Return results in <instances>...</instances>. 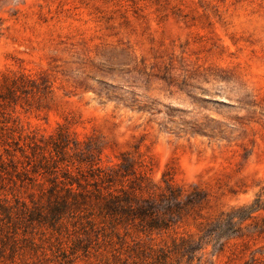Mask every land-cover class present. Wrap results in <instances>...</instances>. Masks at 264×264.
Listing matches in <instances>:
<instances>
[{"label": "rangeland", "instance_id": "1", "mask_svg": "<svg viewBox=\"0 0 264 264\" xmlns=\"http://www.w3.org/2000/svg\"><path fill=\"white\" fill-rule=\"evenodd\" d=\"M209 67L225 77L204 74ZM4 69L53 79L49 109L18 108L24 132L47 136L60 124L94 135L103 164L128 152L154 181L166 171L204 190L212 214L264 191V0H0ZM3 176L0 198L38 195V186L11 191ZM72 222L35 234L44 264H152L128 257L114 236L70 253L80 226ZM195 232L190 223L175 235ZM242 232L221 251L206 245L194 263L264 262V233ZM173 235H154L155 247H171ZM20 260L0 251V264Z\"/></svg>", "mask_w": 264, "mask_h": 264}, {"label": "trees", "instance_id": "2", "mask_svg": "<svg viewBox=\"0 0 264 264\" xmlns=\"http://www.w3.org/2000/svg\"><path fill=\"white\" fill-rule=\"evenodd\" d=\"M203 70L216 79L225 77L223 69ZM52 84L45 71H0V181L9 175L11 191L39 187L36 197L28 192V201L16 195L12 201L0 198L1 252L21 257L20 264H44L43 257L36 255L39 243L35 234L45 230L51 235L59 233L69 220L74 227L73 223L80 224L70 253L87 252L100 236L110 244L114 236L128 257L145 256L142 259L152 264H167L172 255L177 264L183 258L186 264H195L206 245L221 251L230 238L242 237L244 229H251L247 236L264 233V191L248 203L212 214L204 190L197 185H178L166 171L154 181L142 160L128 152L103 164V145L94 135L80 139L60 124L47 136L24 132L18 108L24 112L49 109ZM41 178L47 182L45 188ZM190 223L195 233L175 235L177 228ZM169 232L174 234L171 247H155L154 235ZM55 242L51 245L60 250L61 240L55 238ZM243 244L247 247V242ZM26 255H34L36 260L28 262ZM243 264L264 262L252 257Z\"/></svg>", "mask_w": 264, "mask_h": 264}]
</instances>
